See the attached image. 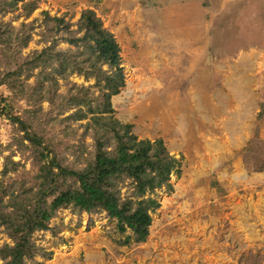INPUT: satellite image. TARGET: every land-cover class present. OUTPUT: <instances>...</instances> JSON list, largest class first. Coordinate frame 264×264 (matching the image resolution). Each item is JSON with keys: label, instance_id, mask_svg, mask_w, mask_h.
Wrapping results in <instances>:
<instances>
[{"label": "rangeland", "instance_id": "rangeland-1", "mask_svg": "<svg viewBox=\"0 0 264 264\" xmlns=\"http://www.w3.org/2000/svg\"><path fill=\"white\" fill-rule=\"evenodd\" d=\"M6 1L0 2V94L7 111L0 115V180L9 194L0 200L14 205L18 194L37 192L41 179L48 203L78 185L49 170L48 151L8 115L26 120L63 166L93 178L89 166L100 135L107 151L128 133L136 141H161L154 152L164 146L176 159L156 187L151 167L141 179L119 172L106 182L132 210L148 207L146 235L120 232L102 208L70 204L56 210L49 229L33 232L39 251L25 264H264V0ZM88 9L120 45L125 86L118 93L107 84L108 76L119 82L117 71L97 62L93 45L68 41L84 35ZM52 17H64L67 28H56ZM158 30L203 40L213 53L210 69L190 79L196 87L177 97L161 94L168 73L149 55ZM46 49L43 57L51 53L52 61L33 63ZM75 59L84 60V72ZM219 69L222 85L212 88L207 74ZM7 231L0 225V245L14 243Z\"/></svg>", "mask_w": 264, "mask_h": 264}, {"label": "trees", "instance_id": "trees-1", "mask_svg": "<svg viewBox=\"0 0 264 264\" xmlns=\"http://www.w3.org/2000/svg\"><path fill=\"white\" fill-rule=\"evenodd\" d=\"M18 1L20 0H11L10 3L16 4ZM0 2L8 3L6 0H0ZM51 20L57 22L56 28L61 25L67 28L68 22L64 17H52ZM81 25L85 29L84 35L70 37L68 41H85L87 44L93 45L94 50L97 51V62L101 61L108 64L117 71L116 77L119 82L115 84L114 76H108L109 82L107 84L110 86L112 94L118 93L125 86V75L121 65V49L115 35L103 25L101 19L91 9L82 13ZM46 51L47 49L39 53L38 58L34 57L32 62L36 63L37 59L41 58L45 64L47 61H52L49 59L52 56L51 53L46 59L43 57ZM59 54L62 53L58 51L57 55ZM73 62L78 68V72H84V60L75 59L71 63ZM97 69L105 72L101 65ZM109 97H111L110 94ZM5 102L6 97L0 94V115L7 112ZM108 105L110 110L112 108L110 100ZM8 118L21 126L26 139L48 151L46 156L49 158V170L57 169L60 176L72 178L78 182V185L61 191L48 203L47 196L49 193L41 179L37 192L29 195L18 194L15 196L14 205L0 200V225H5L8 230L7 233L14 241L13 244L0 245V258L4 260L0 264H25L26 259H33L39 251V247L31 238L33 232L49 229L50 221L56 210L70 204L87 211L97 208L106 210L110 217L117 220L120 232L131 229L138 235L148 233L152 220L148 207L141 205L132 210L131 205L127 204L129 202L122 203L118 195L106 185V182L110 176L119 172L141 179L143 177L140 174L147 167H151L155 171L151 187L159 185L160 178L167 177L166 175L175 167L176 162L175 157L164 146H162L161 151L156 150L154 152L156 146L159 145L158 143H162L161 141H156L158 142L156 145L150 140L136 141V136L131 138L127 133V138L123 135L118 137L119 140L116 142L117 146L114 151H107L105 136H96L97 152L89 166L94 172L93 175L96 174L93 178L87 170L68 168L58 162L56 155H51L50 146L45 144L39 135L30 130L26 120L18 115H8ZM131 149L133 151H130ZM157 177L159 179L156 180ZM146 184L149 182L143 181L142 187H145ZM12 190L14 189L12 188ZM0 193H8V187L4 186L1 180ZM32 200L35 201L33 208L32 205L29 206V202Z\"/></svg>", "mask_w": 264, "mask_h": 264}, {"label": "crops", "instance_id": "crops-1", "mask_svg": "<svg viewBox=\"0 0 264 264\" xmlns=\"http://www.w3.org/2000/svg\"><path fill=\"white\" fill-rule=\"evenodd\" d=\"M168 19L169 18H166V20ZM154 41L155 48L151 50L149 55L154 56V59H156V67H159L158 69L161 70L163 76L167 77L165 74L168 73V78L162 80L160 84V89H165L161 94H171L172 97H177L180 96V94H184V92H180L181 89H194L196 86L189 84L190 79L196 75L199 70L202 74L201 71H206V67L210 69L209 66L213 53H211L209 46L205 47L203 45V40H198L196 43V38L193 36L173 35L164 30H158ZM206 64H209V66H206ZM220 72L221 70L219 69L216 73L207 74L210 75L208 85H211L212 88L222 85L220 82L223 80L216 78V74L219 76ZM207 75L205 77H207ZM212 77L213 79H211ZM167 89H170L171 92L167 91Z\"/></svg>", "mask_w": 264, "mask_h": 264}]
</instances>
